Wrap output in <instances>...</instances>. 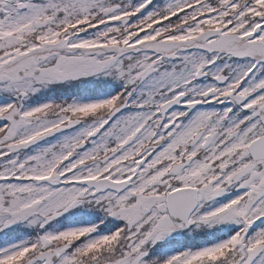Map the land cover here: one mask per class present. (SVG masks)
Masks as SVG:
<instances>
[{
	"label": "snow or ice",
	"instance_id": "1",
	"mask_svg": "<svg viewBox=\"0 0 264 264\" xmlns=\"http://www.w3.org/2000/svg\"><path fill=\"white\" fill-rule=\"evenodd\" d=\"M0 264H264V0H0Z\"/></svg>",
	"mask_w": 264,
	"mask_h": 264
}]
</instances>
